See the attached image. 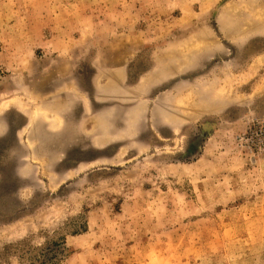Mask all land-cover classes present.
Here are the masks:
<instances>
[{
  "label": "rangeland",
  "instance_id": "1",
  "mask_svg": "<svg viewBox=\"0 0 264 264\" xmlns=\"http://www.w3.org/2000/svg\"><path fill=\"white\" fill-rule=\"evenodd\" d=\"M57 261L264 264V0H0V264Z\"/></svg>",
  "mask_w": 264,
  "mask_h": 264
},
{
  "label": "crops",
  "instance_id": "2",
  "mask_svg": "<svg viewBox=\"0 0 264 264\" xmlns=\"http://www.w3.org/2000/svg\"><path fill=\"white\" fill-rule=\"evenodd\" d=\"M174 77L175 76L164 75L161 79L163 81H168V80L170 81V80L174 79Z\"/></svg>",
  "mask_w": 264,
  "mask_h": 264
},
{
  "label": "trees",
  "instance_id": "3",
  "mask_svg": "<svg viewBox=\"0 0 264 264\" xmlns=\"http://www.w3.org/2000/svg\"><path fill=\"white\" fill-rule=\"evenodd\" d=\"M51 264H60V262L57 261V262H53V263H51Z\"/></svg>",
  "mask_w": 264,
  "mask_h": 264
},
{
  "label": "bare ground",
  "instance_id": "4",
  "mask_svg": "<svg viewBox=\"0 0 264 264\" xmlns=\"http://www.w3.org/2000/svg\"><path fill=\"white\" fill-rule=\"evenodd\" d=\"M233 25V24H232ZM235 26V25H234ZM167 73V72H166ZM165 75V74H164ZM147 81V80H146Z\"/></svg>",
  "mask_w": 264,
  "mask_h": 264
}]
</instances>
